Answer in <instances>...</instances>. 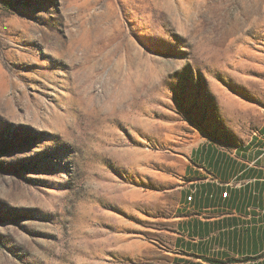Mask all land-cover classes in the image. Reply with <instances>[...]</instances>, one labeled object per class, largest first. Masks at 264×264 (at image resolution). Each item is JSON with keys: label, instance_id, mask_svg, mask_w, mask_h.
Listing matches in <instances>:
<instances>
[{"label": "rangeland", "instance_id": "rangeland-1", "mask_svg": "<svg viewBox=\"0 0 264 264\" xmlns=\"http://www.w3.org/2000/svg\"><path fill=\"white\" fill-rule=\"evenodd\" d=\"M263 125L264 0H0V264H172L191 153Z\"/></svg>", "mask_w": 264, "mask_h": 264}, {"label": "crops", "instance_id": "crops-1", "mask_svg": "<svg viewBox=\"0 0 264 264\" xmlns=\"http://www.w3.org/2000/svg\"><path fill=\"white\" fill-rule=\"evenodd\" d=\"M186 177L172 264H264V125L235 148L204 140Z\"/></svg>", "mask_w": 264, "mask_h": 264}, {"label": "built area", "instance_id": "built-area-1", "mask_svg": "<svg viewBox=\"0 0 264 264\" xmlns=\"http://www.w3.org/2000/svg\"><path fill=\"white\" fill-rule=\"evenodd\" d=\"M225 195H227V193H225ZM188 199H189V197H188Z\"/></svg>", "mask_w": 264, "mask_h": 264}]
</instances>
